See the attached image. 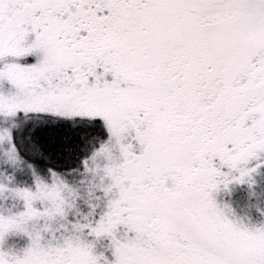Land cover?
Here are the masks:
<instances>
[{
    "label": "snow or ice",
    "instance_id": "obj_1",
    "mask_svg": "<svg viewBox=\"0 0 264 264\" xmlns=\"http://www.w3.org/2000/svg\"><path fill=\"white\" fill-rule=\"evenodd\" d=\"M0 264H264V0H0Z\"/></svg>",
    "mask_w": 264,
    "mask_h": 264
}]
</instances>
